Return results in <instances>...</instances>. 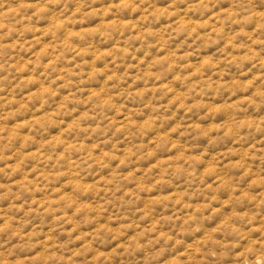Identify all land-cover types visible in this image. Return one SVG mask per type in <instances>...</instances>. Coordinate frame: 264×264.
Returning <instances> with one entry per match:
<instances>
[{"label":"clouds","instance_id":"clouds-1","mask_svg":"<svg viewBox=\"0 0 264 264\" xmlns=\"http://www.w3.org/2000/svg\"><path fill=\"white\" fill-rule=\"evenodd\" d=\"M0 264H264V0H0Z\"/></svg>","mask_w":264,"mask_h":264},{"label":"rangeland","instance_id":"rangeland-1","mask_svg":"<svg viewBox=\"0 0 264 264\" xmlns=\"http://www.w3.org/2000/svg\"><path fill=\"white\" fill-rule=\"evenodd\" d=\"M46 47H47V45H46Z\"/></svg>","mask_w":264,"mask_h":264}]
</instances>
